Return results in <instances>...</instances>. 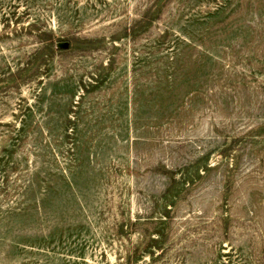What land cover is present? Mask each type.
Wrapping results in <instances>:
<instances>
[{
    "label": "rangeland",
    "instance_id": "rangeland-1",
    "mask_svg": "<svg viewBox=\"0 0 264 264\" xmlns=\"http://www.w3.org/2000/svg\"><path fill=\"white\" fill-rule=\"evenodd\" d=\"M0 264H264V0H0Z\"/></svg>",
    "mask_w": 264,
    "mask_h": 264
}]
</instances>
